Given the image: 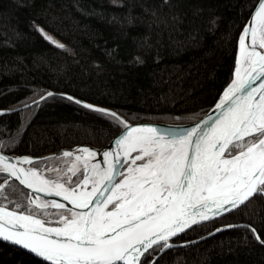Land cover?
Listing matches in <instances>:
<instances>
[{
    "label": "trees",
    "instance_id": "1",
    "mask_svg": "<svg viewBox=\"0 0 264 264\" xmlns=\"http://www.w3.org/2000/svg\"><path fill=\"white\" fill-rule=\"evenodd\" d=\"M256 4L257 0H0V109L19 108L20 101L30 104L38 99L34 94H55L23 113H0V141L9 143L0 149L12 156L39 157L78 145L101 148L119 133V128H109L104 114L67 100L64 93L114 109L130 123L188 124L201 119L234 71L238 36ZM156 18L166 22L158 24ZM37 26L67 47L52 44ZM13 137L18 140L14 146ZM64 161L68 157L61 155L35 165ZM5 178L0 175V182ZM9 185L6 189L19 202L30 198L19 183L10 180ZM40 210L34 205L31 209ZM241 223L253 224L264 237V197H254L247 207L178 236L176 244L190 243L166 250L154 264H264V244L248 229L213 231ZM40 261L0 240V264Z\"/></svg>",
    "mask_w": 264,
    "mask_h": 264
},
{
    "label": "snow or ice",
    "instance_id": "2",
    "mask_svg": "<svg viewBox=\"0 0 264 264\" xmlns=\"http://www.w3.org/2000/svg\"><path fill=\"white\" fill-rule=\"evenodd\" d=\"M155 22L166 21L156 18ZM37 28L52 44L67 47L44 27ZM34 95L38 99L30 104L20 101L19 108L0 109V113H23L55 94ZM62 95L104 114L109 128L120 131L113 147L97 150L78 145L82 152L64 150V157L74 159L67 173L56 177L32 166L39 157L11 156L0 150V175L6 176L0 182V240L42 258L40 264H154L156 257L177 246L178 234L192 225L247 207L250 198L264 197V0H257L242 27L234 71L222 94L199 122L132 124L114 109ZM22 127L23 119L18 136ZM17 142L13 137L10 144ZM8 147L0 141V148ZM80 168L83 172L73 182L72 175ZM65 174L67 181L61 178ZM13 178L33 194L25 203L6 189ZM33 205L42 210L55 206L59 211L46 221L47 211L33 214ZM237 226L264 244V237L250 223L221 225L213 231Z\"/></svg>",
    "mask_w": 264,
    "mask_h": 264
},
{
    "label": "water",
    "instance_id": "3",
    "mask_svg": "<svg viewBox=\"0 0 264 264\" xmlns=\"http://www.w3.org/2000/svg\"><path fill=\"white\" fill-rule=\"evenodd\" d=\"M210 110H213V107H212ZM210 110H209V111L207 112V114H206L205 116H203L201 119H199V120H197V121H195V122H192V123H188V124H170V123L156 122V121H145V122H138V123H153V124H158V125H161V126H171V125H185V126H186V125L194 124V123H196V122H199L200 120L205 119V117L209 114ZM138 123H132V124H138ZM118 134H119V133H118ZM118 134H117V135H118ZM114 139H115V137L112 138L107 144H105V145H104L103 147H101V148H97V147H94V146H91V145H81V146H88V147H91V148H93V149L103 150V149H106V148H108V147H113V146H114V144H113ZM66 149H68V150H72V151L83 150L82 148H78V147H74V148H63V149H60V150H58V151H56V152H53V153H49V154H45V155L39 156L40 159H39V160H36V161H33L32 163H35V162H38V161H41V160H44V159H48V158H52V157H56V156H61L62 153H63V151L66 150ZM0 150H1V149H0ZM11 156H12V155H11ZM95 159H96V160H100V157L97 156V157H95ZM12 181H15V182L19 183L21 186H23V187H24V188L30 193L31 196L33 195L32 192H30V191L27 189V186L21 184L18 180H16V178H13ZM42 195H43L45 198H48V194L45 193V194H42ZM52 198H56V197L54 196V194H53ZM253 198H254V197H253ZM253 198H250V199H253ZM59 199L63 200L62 197H60ZM68 204L71 206V202H70V201H68ZM242 206H243V205H241L240 207H242ZM53 207H55V206H53ZM240 207H239V208H240ZM239 208H237V209H239ZM237 209H232V210H231L230 212H228V213H223V214L220 215V216L212 217V218H210V219H208V220H206V221H200V222H198L197 224L192 225L189 229H186L185 232H187V231H189L190 229H192V228H194V227H197V226H199V225H202V224L208 223V222H210V221L216 220V219H218V218L224 217V216H226V215H228V214H230V213L236 211ZM185 232H183V233H185ZM183 233L178 234V236L182 235ZM174 239H175V238H174ZM1 241H3V240H1ZM3 242H5V243H7V244H10V245H13V244H11V243H9V242H6V241H3ZM13 246H15V247H17V248H20L19 246H16V245H13ZM179 246H182V244H177L176 247H179ZM20 249L23 250L24 252L28 253V254L31 255L32 257H35V255L29 253L28 250H25V249H22V248H20ZM149 250H151V249H149ZM35 258H37V259H39V260H42V258H38V257H35Z\"/></svg>",
    "mask_w": 264,
    "mask_h": 264
},
{
    "label": "rangeland",
    "instance_id": "4",
    "mask_svg": "<svg viewBox=\"0 0 264 264\" xmlns=\"http://www.w3.org/2000/svg\"><path fill=\"white\" fill-rule=\"evenodd\" d=\"M57 39V38H56ZM58 40V39H57ZM60 41V40H59ZM83 150H81L82 152ZM132 155H135V153H132ZM74 157H68V161H64L62 162V165H53V164H48V165H45V166H37L35 165V163H32V166H36L38 167L42 174L44 175H47L49 177H56L59 173L63 172V173H67V168L71 166V163L73 161ZM130 163V161H129ZM137 163H139V161H137ZM66 164V166H64ZM83 171V168H80L79 171H77L74 175H72V181H74V178H75V175L81 173ZM62 179H64L65 181H67L68 179V175L65 174L64 176L61 177ZM31 197V196H30ZM35 206V205H34ZM53 206H51L50 208H52ZM111 207V205L109 206ZM49 208V209H50ZM55 208V207H53ZM49 209H47V215H43V218L48 221L50 218L51 219H54L55 215H56V212L54 211H48ZM33 214H38V215H42L44 214L45 212H43V210H40L39 212H32Z\"/></svg>",
    "mask_w": 264,
    "mask_h": 264
},
{
    "label": "bare ground",
    "instance_id": "5",
    "mask_svg": "<svg viewBox=\"0 0 264 264\" xmlns=\"http://www.w3.org/2000/svg\"><path fill=\"white\" fill-rule=\"evenodd\" d=\"M74 152H81V150H76V151H74Z\"/></svg>",
    "mask_w": 264,
    "mask_h": 264
}]
</instances>
